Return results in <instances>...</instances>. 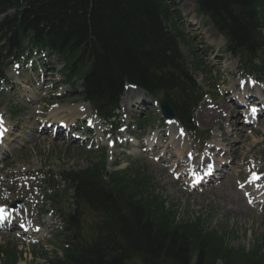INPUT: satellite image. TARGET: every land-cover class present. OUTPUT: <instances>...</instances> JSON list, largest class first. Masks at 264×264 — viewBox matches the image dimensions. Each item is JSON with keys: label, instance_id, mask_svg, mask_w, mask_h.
<instances>
[{"label": "trees", "instance_id": "trees-1", "mask_svg": "<svg viewBox=\"0 0 264 264\" xmlns=\"http://www.w3.org/2000/svg\"><path fill=\"white\" fill-rule=\"evenodd\" d=\"M168 0H0L1 60L33 45L57 52L68 77L82 80L86 99L108 115L124 81L153 95L174 98L175 112L191 126V111L199 99L178 49L180 31L173 23ZM215 28L227 39L228 49L253 68L264 67V0H196ZM172 22L171 28L163 24ZM254 65H256L254 63ZM113 172L104 181V160L71 173L77 208L99 215L95 237L81 236L82 220L68 213L70 252L66 262L51 264H264L259 249L249 253L229 246L215 231L198 224H177L162 201L149 190V179ZM94 227L92 228V230ZM110 237L112 238L110 241ZM67 238V237H66ZM97 238V239H96ZM112 245V246H111ZM0 264H14L15 249L3 250Z\"/></svg>", "mask_w": 264, "mask_h": 264}, {"label": "rangeland", "instance_id": "rangeland-1", "mask_svg": "<svg viewBox=\"0 0 264 264\" xmlns=\"http://www.w3.org/2000/svg\"><path fill=\"white\" fill-rule=\"evenodd\" d=\"M174 1L179 3V9L183 19L181 23L186 35L185 42L181 43V51L185 61L191 66V62L198 59L200 64L204 67L203 71L197 74L195 73V80L212 96L214 92H220L222 95L225 88H222L223 84H220L225 77L227 83L224 86H231L227 89L226 95L220 96L218 94L217 98L223 99L227 97L229 99L232 93L231 87L239 81V78L235 77L233 72H237V75L241 77L244 74L239 64V58H233L225 51V40L221 36L217 35L216 40L213 41L214 37L212 33L209 30L206 31L209 22L205 17L201 16L197 25H192L190 23L191 15H186L185 5L189 4L191 0ZM12 13L11 11L8 14L11 15ZM209 35L211 39L207 38ZM50 58L51 59L48 61L50 65L56 70L60 69L62 65L57 61V58L54 56ZM18 63L21 68V62ZM190 68L193 67L191 66ZM16 73H19L20 76H16ZM5 74L7 77L14 76V78L12 81H8V83L5 84L4 91L0 93V111L4 114L5 120L11 121L10 126L14 131L16 141L9 142L8 153L0 159V200L1 196L7 194H10L11 198L17 197L14 198V200H10L12 202L21 200V195L19 196L14 193L16 187L14 189L12 186L11 183L13 181L7 178L6 175L12 173L15 178L19 179L18 176L20 174L21 177L19 180L22 181V179H24L23 174L26 175L25 171H28L30 176L27 177H34V182L31 185L32 188H30L29 191H34L36 193V196H31L30 199L34 202L41 200L37 208L42 206L46 210H55L51 215L55 217L56 221L57 219L60 220V214L57 210L64 209L67 205V200H65L64 197H60V204L53 203L51 200L44 198V195H61L63 192V183L60 182L59 172L63 169L76 170L85 168L92 162L93 158L90 156L91 150L89 149L93 148L92 146L95 144H91L90 141L94 140L98 145L102 144V142H98L99 136L96 129H94V132H91L89 139L87 138V134L83 132L80 133L81 139L86 140L84 143H81V140L73 143H67L66 141L62 143L63 141H57L52 135V126L46 129L45 136L41 135L39 129V131L37 130V123L33 118V116L36 115L37 109L39 110L42 108L44 111V115L41 116L43 123H52V121L54 122L57 120L56 118H59L60 115L71 113L69 108L80 101L72 91V87L66 86L63 82L64 79L61 78L59 74L54 75V77L47 76L40 79L38 75H33L31 71L23 68H14L13 62L7 64ZM261 77L264 79V75ZM28 79L29 89H22L18 85V82L26 83ZM41 80H44L42 85H40ZM59 80H61L62 83L58 84L57 88L53 90L51 87ZM13 83L15 86L12 88L11 85ZM75 87L77 86L75 85ZM133 92V90H130V94ZM145 98H147V100L145 99L146 105L152 108V120L150 121L152 124L148 127L138 126L135 128L134 125L130 127V130L136 129L138 134L143 133L144 138H146L150 132H153L161 121V116L158 114L159 108H157L151 98L147 96H145ZM215 98L216 97H212L214 100ZM209 101V95H206L195 112L194 121L199 130V134H196V137L193 134L189 136L190 139L187 145L191 146V150H195V148L200 146L204 148L205 145L208 144V142L205 143L202 141V137L204 136L202 130H207V128L210 127L209 131L212 133L210 134V139L216 134L214 130L215 125L203 126L196 115L198 111L203 110V104H210ZM231 105L234 107L233 104ZM55 107L59 112L57 116L51 115V111L55 109ZM124 107V104H122L119 111L121 116L118 120L127 119L128 117L132 119L135 113L134 107L130 106L128 112ZM146 107L145 105L140 106L136 110L140 111L142 108ZM85 115H88V113ZM125 115L126 117H124ZM141 117H143V114L140 118ZM74 118V121H80V125L82 124V115H75ZM227 119H229V117H227ZM244 130L246 138L242 143L240 142L242 134L238 132H235V135L224 137L220 143L224 148L234 150L229 152L232 153L231 158L233 160L235 159L237 164L230 165L232 169L226 170V173L222 175L224 176L223 180L220 183L218 182L219 184H217V182L210 183L207 187L198 190H189L180 185L181 181L185 179L180 178L178 181H175V179L171 178V175H169L167 168L152 162L150 159V161H147V158L142 157V155L138 157L137 148L132 146L127 148V153H122L123 149L118 150V154L115 158L119 164L116 168L128 169L133 164L145 168L142 169L140 167L145 174L152 178L155 193L166 199L170 206L173 205V208L178 211L179 217L186 216L192 219H201L208 229H214L220 232L227 231L229 244L234 248H245L250 251L256 246H261L262 251H264V212H261L259 209H249L246 214H244L242 220L240 214L235 218L228 215L222 216V211L230 207L231 202H235L237 199L241 200L239 193L234 188V184L236 181L245 180V177H248L247 169L252 165L250 163L254 161L255 167L264 174V117L258 123L254 124L253 128H244ZM111 139H114L117 143L121 140V137H117L115 134ZM72 140L73 138L71 137V141ZM102 145H105V143ZM106 168L108 171L114 169V165L110 163L109 157L107 158ZM177 172H180V170H177ZM45 174L54 176V184L52 187L44 188L42 186ZM42 177L43 179L39 182V185H37ZM228 185L231 186V189L236 193L230 194L229 198L221 199L220 188L222 187L226 190ZM211 191L212 193L215 192L212 196L209 195ZM241 204H244L243 200ZM48 215L49 214L46 213L45 216H40L39 219L43 220L44 217ZM37 240H39L40 245H21L14 232L0 231V245L3 247L15 246L18 250H22L26 261H29L30 258L33 257V250H39L41 246H44L47 250L51 248L44 240H40L39 236ZM50 240L54 242L55 239L51 237ZM21 264H23V262H21Z\"/></svg>", "mask_w": 264, "mask_h": 264}, {"label": "bare ground", "instance_id": "bare-ground-1", "mask_svg": "<svg viewBox=\"0 0 264 264\" xmlns=\"http://www.w3.org/2000/svg\"><path fill=\"white\" fill-rule=\"evenodd\" d=\"M185 9L188 10V11H192L193 10V4H192V2H191V4L190 3L189 4H186L185 5ZM192 21L198 23L199 17L198 16L197 17L195 16ZM208 29L212 33V35L214 37L213 40L215 41L216 35H218V33L214 30V28L211 25H209L206 28V31ZM207 38L211 39L210 38V35ZM246 88H250L251 89L252 86L251 87L245 86V89ZM127 90L128 89H126V91ZM240 91H242V90H240ZM126 99H127V97L125 98V100L122 97L121 98V101H120L121 104L122 103L125 104V110L129 109V107L127 106L128 101H126ZM84 107L86 108V110H88V107L89 106H88L87 103H85L83 101H81L80 103H77V105H75L73 107H70L69 110H70L71 113H69L67 115H63V114L60 115V117L57 118L56 121H54V125L56 126L58 124V121H60V120L61 121H65L67 124H70V122L73 120V116L74 115H79L78 112H83ZM58 109H61V108H58ZM224 112L226 113V115H224ZM53 114L54 115L55 114H59V112L57 111V109H54L53 110ZM222 116L223 117H226V119H227V117H229V119H227V120L226 119H223ZM198 117H199V121L201 122L202 125L218 124L216 129L221 134L222 133H225V134H230L231 133L232 134V132H234V131H237V132L238 131H243L242 130L243 127L237 125L239 123V118L237 117V113L235 111H233L232 106L230 104H228L226 101L217 104V106H214L213 108H208V105L206 104V110H203V112H201ZM220 120L221 121L224 120L225 128H227L226 129V132H225V130H222L221 129V127L219 125L220 124ZM234 125L237 126V127H234ZM40 129H41V135L42 136H45L46 135V128H40ZM0 130H2V127H0ZM220 135L218 134V139H216L215 142H218L219 141ZM161 137H162L161 133H154L153 136H152V139L153 138H161ZM57 138H58L57 141H59V139H62V140H65L67 143H69V140L67 139V137L63 136V134H59V137H57ZM242 138H244V137L242 136ZM186 139H188V138H186ZM62 143H64V141ZM179 144H180V142H179ZM182 145H183V147H179L178 150H177V152H178L177 158L174 161H172L171 166L168 167V169L171 172H173L178 167V165L179 166H183V164H185L184 163V160L181 159V154L183 153V150L185 148V143L183 142ZM191 156H192V158L194 157V155H191ZM161 160H162V163L165 164V161L167 159L162 157ZM199 162H200L199 164H201L203 166V165H205L206 163L209 162V159L207 157H204L200 161V158H199ZM199 164H195L193 167H189V168H191V171L196 172L199 169ZM183 170L184 169H182V172H183ZM193 179H196V178L194 177ZM193 179H191V180H193ZM251 183H253V182H251ZM244 186L245 185H243V186H241V187L238 188V187H236L234 185V188L239 193V195L241 197V200L240 199H237L235 202L234 201L231 202V206L228 207V208H225L222 211V213H223L222 216L223 217L228 215V216H232L233 218H235V217H238L239 214H240L241 220H242L244 214H246V212L250 209L249 208V205L247 203H246V205H244V204L242 205L241 204V202L244 199V197H248L252 193L251 191L249 193L248 192L247 193H243V191L245 190ZM253 188H254V191L255 192H258L259 191V189H258L257 186H253ZM220 189H221V192H220V198L221 199L229 198L230 194L236 193L234 190L231 189V186H229V185L226 187V190L224 188H222V187ZM20 191H22V189ZM261 193H263V191ZM212 194H215V192L212 193V191H211L209 195L212 196ZM25 204L27 205L28 208H31V206L29 205V203H25Z\"/></svg>", "mask_w": 264, "mask_h": 264}, {"label": "water", "instance_id": "water-1", "mask_svg": "<svg viewBox=\"0 0 264 264\" xmlns=\"http://www.w3.org/2000/svg\"><path fill=\"white\" fill-rule=\"evenodd\" d=\"M161 105L163 107V112H164L165 116L166 117H172L173 116V111H172L171 106L165 101H163L161 103Z\"/></svg>", "mask_w": 264, "mask_h": 264}, {"label": "snow or ice", "instance_id": "snow-or-ice-1", "mask_svg": "<svg viewBox=\"0 0 264 264\" xmlns=\"http://www.w3.org/2000/svg\"><path fill=\"white\" fill-rule=\"evenodd\" d=\"M3 210L2 209H0V212H2Z\"/></svg>", "mask_w": 264, "mask_h": 264}]
</instances>
